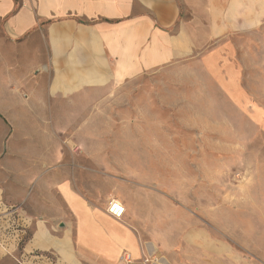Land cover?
<instances>
[{
	"label": "crops",
	"instance_id": "0c3cea01",
	"mask_svg": "<svg viewBox=\"0 0 264 264\" xmlns=\"http://www.w3.org/2000/svg\"><path fill=\"white\" fill-rule=\"evenodd\" d=\"M262 26L264 0H0V154L9 160L0 198L35 208L15 226L0 220V264H264L227 261L224 242L194 229L187 207L169 199L150 203L153 214L102 193L127 182V157L66 152L58 132L67 101H103L107 119L110 109L139 103L146 74L195 66L208 115L229 109L241 126L247 114L264 136V108L246 77L257 49L247 37ZM24 127L37 136L26 146L16 137ZM111 198L124 206L121 219L106 211ZM162 207L180 215L164 217Z\"/></svg>",
	"mask_w": 264,
	"mask_h": 264
},
{
	"label": "rangeland",
	"instance_id": "374dc122",
	"mask_svg": "<svg viewBox=\"0 0 264 264\" xmlns=\"http://www.w3.org/2000/svg\"><path fill=\"white\" fill-rule=\"evenodd\" d=\"M247 38L257 42L255 61L252 57L246 62L247 69L251 65L250 70L246 69L248 88L256 103L264 108V26ZM250 49L254 53V47ZM168 69L140 78L138 81L146 87L144 93L136 94L139 103L132 101L124 110L110 109L108 121L103 101L74 98L71 103H64L58 110L63 121L58 132L64 139V149L67 152L75 146L81 151L107 148L112 156L127 157V182L120 184L121 188L113 185L112 191L102 193L123 196L133 203L132 208L138 204L139 209H151L153 214L156 208L149 207L150 203L169 199L172 204L187 207L193 215L194 229L210 231L224 242L228 250L226 260L264 263V136L259 130L254 131L247 114L246 123L241 126L232 124L233 113L229 109L224 116L222 112L219 116L208 115L211 109L206 106H211V101L208 94L201 92L200 68ZM203 96L209 102L205 109ZM48 111L49 115L55 112ZM235 121L238 123L236 118ZM23 130V135L16 137L26 146L37 136L25 134L30 128ZM7 137L3 142L7 141L6 146ZM72 161L65 160L69 165ZM8 162L1 153V173L7 172ZM189 202L191 206H185ZM182 207L179 208L184 210ZM36 208L44 207L38 203ZM34 209L24 200L9 205L0 198V220L6 227L15 226L17 219L24 220L25 214ZM160 209L164 217L180 215L168 208ZM5 248L11 251L13 242L7 241Z\"/></svg>",
	"mask_w": 264,
	"mask_h": 264
},
{
	"label": "built area",
	"instance_id": "2783aa9c",
	"mask_svg": "<svg viewBox=\"0 0 264 264\" xmlns=\"http://www.w3.org/2000/svg\"><path fill=\"white\" fill-rule=\"evenodd\" d=\"M106 211L111 217L115 219H121L125 212V209L118 199L111 198L107 202ZM45 260L51 263V259L49 257H47Z\"/></svg>",
	"mask_w": 264,
	"mask_h": 264
}]
</instances>
